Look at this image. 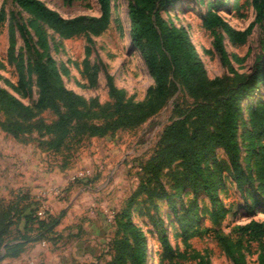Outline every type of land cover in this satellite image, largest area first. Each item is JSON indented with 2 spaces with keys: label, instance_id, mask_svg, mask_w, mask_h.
Returning a JSON list of instances; mask_svg holds the SVG:
<instances>
[{
  "label": "trees",
  "instance_id": "trees-1",
  "mask_svg": "<svg viewBox=\"0 0 264 264\" xmlns=\"http://www.w3.org/2000/svg\"><path fill=\"white\" fill-rule=\"evenodd\" d=\"M229 1H211L202 16L203 27L213 35V50L228 73L209 79L187 31L171 18L163 16L164 13L173 17L182 0H129L131 42L144 60L154 85L150 87L146 99L133 102L125 98L124 93L114 85L112 76L105 71L110 101L100 104L95 99L85 100L65 86L55 60L49 54L43 26L63 39L98 36L111 23V0H97L100 9L98 16L69 18L40 0H13L28 15L29 22L17 21L9 27L8 57L17 75V82L12 88L22 98H27L34 86L37 100L32 105L25 104L0 87V126L4 132L21 137L35 130L44 138L40 145L58 153L62 149H69L72 143L78 144L89 138L105 137L120 129L140 126L161 110L175 91L176 81L193 101L188 107L175 106L178 118L165 127L157 150L147 162V172L139 190L117 214L114 254L103 264H148L145 232L141 231L132 216V209L140 195H145L154 209L158 208L154 200L166 201L187 248L188 239L195 235L197 229L194 228L204 214L199 203L201 195L210 203V210L205 207L204 211H210L214 223L225 217L227 210L220 206L218 200V188L224 182V174L234 181L243 196L247 194L246 186L256 183L262 198L251 199L244 208L264 209V93H258L260 86H264V59L263 55L257 57L251 75L240 73L244 68V58L229 54L224 43L225 35L232 46H242L256 24L264 27V0H251L255 18L244 30L234 29L221 16L220 8ZM3 16L1 12L0 22ZM17 33L23 39L26 51L33 52V62L26 61L22 50L16 49ZM33 35L37 38L36 43ZM248 55L249 52L245 57ZM97 72L98 66L86 60L83 74L89 87L96 85ZM46 111L54 113L56 119L50 123L39 119ZM242 128L245 130L240 141ZM241 142H247L248 150L244 158ZM218 149L225 154L226 160L215 159ZM209 160L214 162L212 168L206 166ZM243 162L248 167H244ZM174 165L180 168L178 176L174 177L177 195L183 191L191 193L185 209L182 206L177 209L174 195L169 193L161 178L162 172ZM21 198L25 197L21 195ZM37 209L33 201L20 209L13 205L6 209L1 207L0 248L4 247V253L0 251V258L18 257L30 240L29 232L37 231L38 239L43 238L60 223L59 218L51 215L41 218L37 215ZM16 217L24 223L23 240L12 244L4 242ZM148 221L153 227H158L157 238L164 258L173 261L187 257L185 253L175 252L160 215L149 214ZM236 231L239 235L237 241L227 236L221 238L226 257L233 264H247L242 247L245 240L248 244H258V264H264V222L252 220L246 225L237 226ZM189 256L197 264H210L198 252Z\"/></svg>",
  "mask_w": 264,
  "mask_h": 264
},
{
  "label": "rangeland",
  "instance_id": "rangeland-1",
  "mask_svg": "<svg viewBox=\"0 0 264 264\" xmlns=\"http://www.w3.org/2000/svg\"><path fill=\"white\" fill-rule=\"evenodd\" d=\"M63 17L78 15L98 16L100 9L97 0H40ZM214 0H182L173 17L163 16L187 31L193 46L199 49V58L209 79L222 77L227 68L221 65L218 54L213 50V35L202 25V16L208 3ZM226 1V0H223ZM129 0H111L112 18L106 31L98 36H80L71 39L60 38L52 30L43 26L49 54L55 60L60 78L65 86L82 96L85 100L95 99L100 104L110 101L106 73L113 78L114 85L122 91L127 100L143 101L154 85L146 64L130 37V20L128 16ZM0 87L32 105L37 100V89L22 98L13 90L17 82L14 64L9 60V27L15 22H29L28 15L21 11L13 0H0ZM224 20L236 30L246 29L254 20L255 12L251 0H230L220 8ZM33 33V32H32ZM16 49H21L24 59L33 62L34 54L26 51L23 39L16 34ZM34 43L37 38L33 35ZM91 39V42L89 41ZM224 43L229 54L244 58L239 72L251 75L255 70L256 59H264V27L256 24L242 46L234 47L224 35ZM197 51V49H196ZM249 52L247 57L246 54ZM98 66L97 83L89 87L85 71V61ZM264 65V62H263ZM238 68L237 65H234ZM176 89L155 115L135 128L120 129L105 137L89 138L81 143H72L69 149L53 153L40 145L41 136L35 130L14 137L4 132L0 126V209L13 205L22 208L30 201L38 207L37 215L45 218L51 215L59 218L60 223L43 238L38 239L37 231L29 232L30 240L22 253L16 258H0V264H85L99 263L111 259L114 254L113 242L116 239V217L127 200L139 190L147 172L145 167L157 150L163 131L167 125L178 118L175 112L177 104L188 107L192 100L176 81ZM259 95L264 93L260 86ZM246 116V114H245ZM46 123L56 119V115L46 111L38 117ZM245 129H241L240 141ZM242 158L246 156L247 142H241ZM215 159L226 160L225 154L218 149ZM213 160L206 166L212 168ZM244 167H248L243 162ZM180 168L174 165L165 169L161 178L177 209L186 208L191 193L186 191L177 195L174 177ZM224 182L218 188V200L227 210L225 217L214 223L210 203L203 195L199 197L202 215L194 236L185 246L183 236L175 223L173 214L166 201L154 200L158 205L154 209L145 195L138 196L132 216L141 231L145 232L147 242L148 264H197L189 254L200 253L210 264H233L225 255L221 238L227 236L233 241L239 239L236 227L252 220L264 222V209L246 210L244 206L253 198H262L256 189L257 184L247 185V194L243 196L234 181L224 174ZM21 195L25 198L22 199ZM27 196V197H26ZM35 207V205L33 206ZM160 215L165 222L167 236L175 252L185 253V258L168 261L164 258L158 241V227L149 224L148 216ZM14 221L11 232L4 242H20L24 223L21 219ZM145 223V224H144ZM247 264H258V244L242 242ZM4 253V247L0 248ZM153 255V262L150 256Z\"/></svg>",
  "mask_w": 264,
  "mask_h": 264
},
{
  "label": "bare ground",
  "instance_id": "bare-ground-1",
  "mask_svg": "<svg viewBox=\"0 0 264 264\" xmlns=\"http://www.w3.org/2000/svg\"><path fill=\"white\" fill-rule=\"evenodd\" d=\"M196 49H197V51H196L197 54H199V49L198 48H196ZM150 260L153 262V255L150 256Z\"/></svg>",
  "mask_w": 264,
  "mask_h": 264
}]
</instances>
